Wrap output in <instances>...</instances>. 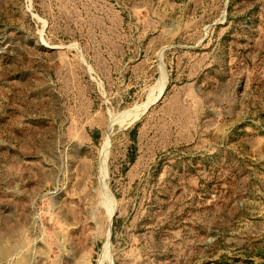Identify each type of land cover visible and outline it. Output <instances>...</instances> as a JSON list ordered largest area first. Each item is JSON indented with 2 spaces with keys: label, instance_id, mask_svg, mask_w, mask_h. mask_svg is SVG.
Wrapping results in <instances>:
<instances>
[{
  "label": "rangeland",
  "instance_id": "obj_1",
  "mask_svg": "<svg viewBox=\"0 0 264 264\" xmlns=\"http://www.w3.org/2000/svg\"><path fill=\"white\" fill-rule=\"evenodd\" d=\"M0 264H264V0H0Z\"/></svg>",
  "mask_w": 264,
  "mask_h": 264
},
{
  "label": "water",
  "instance_id": "obj_2",
  "mask_svg": "<svg viewBox=\"0 0 264 264\" xmlns=\"http://www.w3.org/2000/svg\"><path fill=\"white\" fill-rule=\"evenodd\" d=\"M165 88H166V85H165L164 90L162 91L161 95H160L157 99H155V100H153L152 102H150V103L146 106V108H145V110H144L143 113H145V112L149 109V107H150L152 104H154L155 102H157V101L161 98V96L164 94ZM130 123H131V122H130ZM130 123H129V124H130ZM114 215H115V213H114L113 216L111 217V226H112V223H113V217H114ZM110 234H111V229L109 230V241H110Z\"/></svg>",
  "mask_w": 264,
  "mask_h": 264
}]
</instances>
